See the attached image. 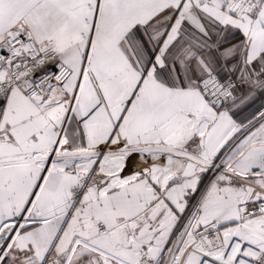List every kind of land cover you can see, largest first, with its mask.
Masks as SVG:
<instances>
[{
	"label": "snow or ice",
	"instance_id": "snow-or-ice-1",
	"mask_svg": "<svg viewBox=\"0 0 264 264\" xmlns=\"http://www.w3.org/2000/svg\"><path fill=\"white\" fill-rule=\"evenodd\" d=\"M0 264H264V0H0Z\"/></svg>",
	"mask_w": 264,
	"mask_h": 264
}]
</instances>
